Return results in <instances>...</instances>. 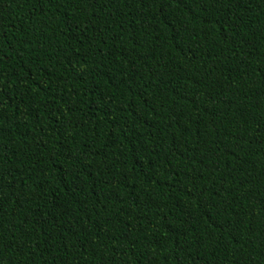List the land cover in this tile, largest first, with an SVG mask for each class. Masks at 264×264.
<instances>
[{"label":"trees","instance_id":"trees-1","mask_svg":"<svg viewBox=\"0 0 264 264\" xmlns=\"http://www.w3.org/2000/svg\"><path fill=\"white\" fill-rule=\"evenodd\" d=\"M0 264H264V0H0Z\"/></svg>","mask_w":264,"mask_h":264}]
</instances>
